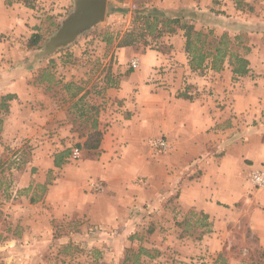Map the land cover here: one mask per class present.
<instances>
[{
	"label": "rangeland",
	"instance_id": "obj_1",
	"mask_svg": "<svg viewBox=\"0 0 264 264\" xmlns=\"http://www.w3.org/2000/svg\"><path fill=\"white\" fill-rule=\"evenodd\" d=\"M15 1L4 0V3L11 6ZM18 1L26 6L24 0ZM57 1L36 0L34 7L26 6L34 10L36 20H42L37 47H30L32 36L25 30L18 36H0V103L1 98L8 95L5 93L10 86H33L39 99L45 97L29 103L21 91L20 99L15 95L16 98L8 102L7 113L0 104V120H3L0 199L5 211V217L0 219V264H123L127 251H138L140 247L158 252L154 259L135 258L144 264H213L221 253L229 264L264 261L249 237L246 218L236 217L241 211L242 215L246 214L247 207L241 203L221 205L227 213L226 226L223 223L224 227L219 229L225 245L221 244L222 249L216 254L204 243L215 223L209 218L204 220L203 213L177 206L175 196L170 195L156 206L154 196L148 198L149 203L140 205L138 202L147 194L145 192L153 191L155 186L153 175L144 173L146 166L152 169L154 159L167 153V148H156L152 142L167 140L160 134L151 135L143 139L146 146L141 143L138 147L135 141L131 144L121 138L114 139L115 134L108 139L104 135L99 156L80 150L76 145L85 141L89 129L80 125L85 118H77L79 113L74 108L77 98H71L74 87L87 91V101L100 106L99 120L106 133L107 127L119 116L128 119L138 111L135 108L130 115L125 111V103L107 98L108 77L114 81L115 89L150 86L154 88L152 94L160 89L168 90L167 86H233L239 80L233 79L228 62L220 72L208 68L193 73L186 69L178 74L174 53L178 47L185 48L184 32L153 39L147 31H141L143 20H135L139 12L145 14L148 10L179 14L197 31H213L217 37L228 33L234 40L240 36L243 46L249 48L247 59L252 58L260 70L253 75L254 79L263 78L264 0H176L170 5L158 3L159 0H108L107 17L102 25L83 33L70 47L35 63L36 52L59 28L43 25L48 22L47 9L56 6ZM239 2L245 4L241 10L237 9ZM113 9L127 12H111ZM128 33L139 35L138 47L118 48ZM239 50L243 52L242 48ZM186 57L189 61L187 54ZM134 60L139 62L137 69L131 65ZM44 71L54 75L50 88L45 83L39 84ZM66 85L71 86V90L65 89ZM139 91L136 88L128 93L134 106L138 104ZM205 94L212 96L213 93L205 91ZM57 104L60 114H55L54 119L58 117L72 128L68 139L57 137L59 135L52 130L54 125L40 129L50 120L43 111L50 109V105L56 110ZM69 148L78 149L80 157L72 159V151L66 164L55 167V155ZM244 152L250 155L251 150ZM211 157L217 161L210 164L209 171L218 165L221 153ZM237 158L236 151L227 159L232 165L226 174L228 182L232 187L236 183L238 189L250 187L249 172L234 162ZM201 175L202 171H197L192 179ZM92 182L100 187H92ZM67 196H74L78 203L66 204ZM69 210H78V215L80 212L83 217L66 216L65 211Z\"/></svg>",
	"mask_w": 264,
	"mask_h": 264
},
{
	"label": "crops",
	"instance_id": "obj_2",
	"mask_svg": "<svg viewBox=\"0 0 264 264\" xmlns=\"http://www.w3.org/2000/svg\"><path fill=\"white\" fill-rule=\"evenodd\" d=\"M173 1L176 0L157 2L170 5ZM72 5L73 0L57 1L56 6L47 9L48 22L43 25L58 27L71 11ZM11 6L0 0V36L5 34L18 36L23 30L28 31L31 36L37 34L42 20L34 18V10L27 8L18 0ZM184 52L178 47L174 53L178 61L175 63L178 74L186 69L191 71ZM249 61V74L239 78L233 86H167L168 90L160 89L154 94L151 93L154 88L150 86H120L118 89L110 87L106 91L108 99L111 97L125 103L127 106L125 111H129L130 115L134 113L132 111L135 108L138 110L136 115L132 114L128 119H124L123 116L115 119L106 129V139L114 137L112 135L115 134L114 139L121 138L130 143L135 141L134 145L141 147V143L146 146L143 139L160 134L168 142L167 153L154 159L152 169L146 166L144 170L145 174L153 175L155 186L153 191L147 190L145 192L147 194L138 203L145 205L149 203L148 198L154 196L156 206L170 195L175 196L177 206L203 213L215 223L212 233L205 237L204 241L212 254L221 251V244L225 245L219 233L227 217L222 204L231 206L241 203L244 208L247 207V211H244L246 214L242 215L241 211L235 216L239 219L246 218L249 237L254 240L256 248H264V189H254L249 181L253 172L264 170V77L254 79L253 75H257L260 70L252 62V58H249ZM227 71L230 72L228 68ZM10 87L5 95H18L20 99L22 96L20 93L23 91L29 103L45 99L44 96L39 99L33 86ZM136 88L140 91L137 96L138 104L134 106L129 100L128 93ZM82 91L79 97L87 92L83 89ZM205 91L213 93L212 96L206 95ZM185 92L188 98L176 96ZM55 106L56 110L50 105V109L43 111L50 120L49 124L44 123L40 129L44 130L45 126L49 128L54 125L55 128L52 130L59 135L57 137L68 139L72 135V128L60 122V118L54 119L55 114H60L58 104ZM248 149L251 150L250 155L244 152ZM236 151L238 158L234 162L242 165V170L246 173L249 172L247 179L250 187L241 185L242 188L238 189L236 183L232 187L226 177L232 168L231 162L227 159ZM215 153H221V159H218V165L209 171L210 164L213 165L217 161L211 157ZM144 156L146 157V153ZM65 171H69L67 167ZM194 171H202V175L192 179ZM166 178L167 180H164ZM64 199L66 204L78 203L74 196H67ZM65 214L72 218L83 217L80 212L78 215V210L65 211ZM224 225L226 226L225 223Z\"/></svg>",
	"mask_w": 264,
	"mask_h": 264
},
{
	"label": "trees",
	"instance_id": "obj_3",
	"mask_svg": "<svg viewBox=\"0 0 264 264\" xmlns=\"http://www.w3.org/2000/svg\"><path fill=\"white\" fill-rule=\"evenodd\" d=\"M36 0H24V4L27 7H34V2ZM10 5V1L7 2ZM245 4L239 2L238 10L243 9ZM111 12H123L126 13L125 9H113ZM135 13L139 12L134 10ZM140 15L135 16V20L142 19L144 23V28H141V31H147L149 36H152L153 39H160L165 34L174 35L178 31L184 32V37L186 39L184 51L189 58L190 70L193 73L202 72L205 69H211L216 72H220L224 69L225 63L228 62L229 66L232 67L233 79L237 80L240 77L247 76L250 72V62L247 59V53L249 48L243 46L240 36H236L234 40L230 38L228 33H224L223 36L217 37L214 35L213 31L204 33L202 31H197L196 27L191 23H186L183 21L181 15H167L159 10H148L145 11V14L138 13ZM126 34L118 44V48L125 47H138V38L139 35ZM143 34H140V37ZM41 36L40 34H34L30 41L29 45L31 48L37 47L40 43ZM111 41L108 40V44ZM243 49V52H240L239 49ZM55 78L52 74H47L45 71L41 75L39 84L50 85L54 82ZM65 89L71 90V86H64ZM114 87V81L107 78L106 88ZM75 90L71 92V98H77L75 100L74 108H76L79 113L77 118H85L83 123L80 125L89 129L87 137L83 143H78L76 146L83 151L93 152L94 155L99 156L101 153V145L104 139L105 131L101 126L99 115H100V106L92 104L87 101V94L79 95L83 92L82 88L74 87ZM181 98H188L186 92L180 94ZM16 96L13 94H8L1 98V109H5V112H8V102L15 99ZM3 120H0V127ZM72 149H66L55 155L54 165L55 167H61L62 165L68 162V158L72 153ZM204 220H208L207 216H203ZM204 227H208L209 224H202ZM204 233V232H203ZM134 237H132L133 239ZM255 239V238H254ZM235 247V246H234ZM233 247V248H234ZM258 250L260 257L264 259V248H256ZM139 256H145L149 259H154L158 256V252L145 249L140 247L138 251L130 249L127 251L123 264H144L138 261H135V258ZM252 259V258H251ZM253 260V259H252ZM213 264H229L228 259L225 257L224 253L218 255L217 259ZM253 264H264L262 259L256 261Z\"/></svg>",
	"mask_w": 264,
	"mask_h": 264
},
{
	"label": "water",
	"instance_id": "obj_4",
	"mask_svg": "<svg viewBox=\"0 0 264 264\" xmlns=\"http://www.w3.org/2000/svg\"><path fill=\"white\" fill-rule=\"evenodd\" d=\"M108 0H73L72 10L59 28L34 55L35 63L73 45L83 33L102 25L107 17Z\"/></svg>",
	"mask_w": 264,
	"mask_h": 264
},
{
	"label": "built area",
	"instance_id": "obj_5",
	"mask_svg": "<svg viewBox=\"0 0 264 264\" xmlns=\"http://www.w3.org/2000/svg\"><path fill=\"white\" fill-rule=\"evenodd\" d=\"M132 67L134 69H137L139 66L138 60H134L131 63ZM152 145L155 146L156 148H162L166 149L168 147L167 142L163 139H159L158 141H153ZM80 157V151L78 149L73 151L72 154V159L77 160ZM250 182L253 185L254 188L256 189H264V170H258L255 171L251 174L250 176ZM92 187H100V184L96 182H92ZM4 203L0 199V219L5 217V211H4Z\"/></svg>",
	"mask_w": 264,
	"mask_h": 264
}]
</instances>
